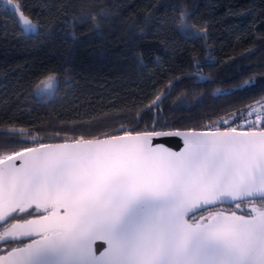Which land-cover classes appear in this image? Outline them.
<instances>
[{"label": "snow or ice", "instance_id": "obj_1", "mask_svg": "<svg viewBox=\"0 0 264 264\" xmlns=\"http://www.w3.org/2000/svg\"><path fill=\"white\" fill-rule=\"evenodd\" d=\"M204 128L153 118L62 142L14 130L31 140L0 155V264H264V96ZM166 137L183 149L154 143Z\"/></svg>", "mask_w": 264, "mask_h": 264}, {"label": "trees", "instance_id": "obj_2", "mask_svg": "<svg viewBox=\"0 0 264 264\" xmlns=\"http://www.w3.org/2000/svg\"><path fill=\"white\" fill-rule=\"evenodd\" d=\"M14 3L38 31L25 37L0 6V155L31 140L14 130L62 142L143 129L155 118L201 131L264 96V0ZM49 75L57 86L40 94Z\"/></svg>", "mask_w": 264, "mask_h": 264}, {"label": "water", "instance_id": "obj_3", "mask_svg": "<svg viewBox=\"0 0 264 264\" xmlns=\"http://www.w3.org/2000/svg\"><path fill=\"white\" fill-rule=\"evenodd\" d=\"M0 6L2 7L3 10H8L15 16V18L18 22V25L21 28L25 37H27L29 35H36L37 34V31H38L37 25L35 27V30L29 31L28 26L24 25L22 20L20 19V14H21L20 12L14 13L12 11L11 7L4 3V0L0 2ZM154 143H162L164 146L168 147L172 151H180L184 147L182 138H178V137L160 138L159 140L154 141Z\"/></svg>", "mask_w": 264, "mask_h": 264}, {"label": "rangeland", "instance_id": "obj_4", "mask_svg": "<svg viewBox=\"0 0 264 264\" xmlns=\"http://www.w3.org/2000/svg\"><path fill=\"white\" fill-rule=\"evenodd\" d=\"M55 81L57 82V80H56V79H55ZM39 92H40V94H47V95H48V94H51V92H52V91H51V92H44V91H39Z\"/></svg>", "mask_w": 264, "mask_h": 264}]
</instances>
